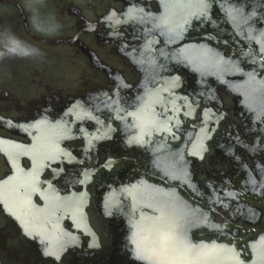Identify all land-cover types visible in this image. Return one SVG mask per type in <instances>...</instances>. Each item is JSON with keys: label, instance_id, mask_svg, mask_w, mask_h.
I'll return each mask as SVG.
<instances>
[{"label": "flooded vegetation", "instance_id": "obj_1", "mask_svg": "<svg viewBox=\"0 0 264 264\" xmlns=\"http://www.w3.org/2000/svg\"><path fill=\"white\" fill-rule=\"evenodd\" d=\"M106 1L53 41L84 56L71 82L0 93V239L54 264H264V0Z\"/></svg>", "mask_w": 264, "mask_h": 264}, {"label": "rangeland", "instance_id": "obj_2", "mask_svg": "<svg viewBox=\"0 0 264 264\" xmlns=\"http://www.w3.org/2000/svg\"><path fill=\"white\" fill-rule=\"evenodd\" d=\"M108 4L106 0H0V93L5 91L37 105L57 94L64 79L65 84L72 81L67 78L72 62L80 63L84 56L73 46L53 41L72 35L76 28L72 12L80 10L89 17L90 10L98 11ZM85 68L93 72L89 64ZM30 246L19 247L0 239V264H54L51 258L40 256L34 244ZM109 250L103 251L107 255H80L75 264H128ZM69 259L65 258L64 264H74Z\"/></svg>", "mask_w": 264, "mask_h": 264}, {"label": "water", "instance_id": "obj_3", "mask_svg": "<svg viewBox=\"0 0 264 264\" xmlns=\"http://www.w3.org/2000/svg\"><path fill=\"white\" fill-rule=\"evenodd\" d=\"M79 221H80V219H79ZM79 221H78V222H79ZM75 222H76V221H75ZM84 226L86 227V226H88V224H87V223H84Z\"/></svg>", "mask_w": 264, "mask_h": 264}]
</instances>
